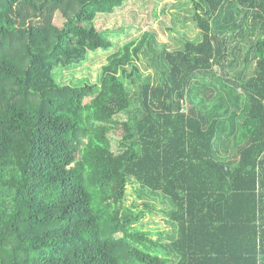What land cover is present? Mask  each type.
I'll list each match as a JSON object with an SVG mask.
<instances>
[{
    "label": "trees",
    "instance_id": "trees-1",
    "mask_svg": "<svg viewBox=\"0 0 264 264\" xmlns=\"http://www.w3.org/2000/svg\"><path fill=\"white\" fill-rule=\"evenodd\" d=\"M125 1L0 0V264H264V36L242 83L222 35L243 32L232 6L264 29V0H195L203 40L166 54L134 117L127 81L149 33L109 56L100 84L55 74L115 47L95 23ZM130 178L175 203L169 246L127 206Z\"/></svg>",
    "mask_w": 264,
    "mask_h": 264
},
{
    "label": "rangeland",
    "instance_id": "rangeland-1",
    "mask_svg": "<svg viewBox=\"0 0 264 264\" xmlns=\"http://www.w3.org/2000/svg\"><path fill=\"white\" fill-rule=\"evenodd\" d=\"M195 8V0H126L114 13L100 14L95 24L112 40L115 47L91 52L89 58L81 64L58 67L55 70L58 82L74 86L85 83L100 84L102 70L109 56L121 50L127 43L139 40L144 34L149 33V42L143 48L138 62L141 71L134 79L127 81V89L133 102L129 111L130 116L134 117L135 114L144 112V86L147 84L154 88L162 86L170 72L171 66L166 54L184 50L187 42L199 43L203 40V31L195 19ZM231 10H234L233 22L238 20V24L243 26V32L229 26L222 31L229 46L237 49L235 68L233 71L232 69L227 71L230 72L229 78L232 80L242 73L244 81L241 82L244 83L255 75V65L252 62L247 63L245 57L252 41L264 36V29L258 25L256 28L251 26L253 14L245 16V8L242 14H238L236 6H232ZM242 18L246 21L244 19L241 21ZM55 23L58 26L62 25L63 19L60 14L57 15ZM209 80L211 76L208 74L197 75L194 79L199 87L209 85ZM236 92L241 93L243 90L236 87ZM208 96L212 97L213 93ZM91 98L88 97L86 102ZM188 107V103H185L184 110L187 111ZM127 189V206L143 214L139 225L150 231L154 239H161V245L169 246L179 235L177 225L170 220L171 213L177 209L175 203L162 194L144 188L133 178H130ZM170 260L171 264H175L179 257L172 253Z\"/></svg>",
    "mask_w": 264,
    "mask_h": 264
}]
</instances>
